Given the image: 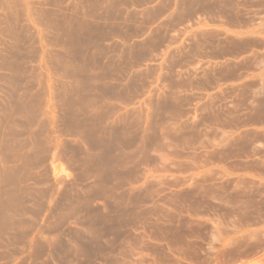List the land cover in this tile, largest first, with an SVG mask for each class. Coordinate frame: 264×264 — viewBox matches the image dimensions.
I'll list each match as a JSON object with an SVG mask.
<instances>
[{"label":"rangeland","instance_id":"374dc122","mask_svg":"<svg viewBox=\"0 0 264 264\" xmlns=\"http://www.w3.org/2000/svg\"><path fill=\"white\" fill-rule=\"evenodd\" d=\"M0 264H264V0H0Z\"/></svg>","mask_w":264,"mask_h":264}]
</instances>
